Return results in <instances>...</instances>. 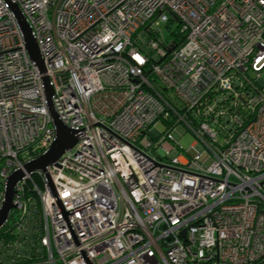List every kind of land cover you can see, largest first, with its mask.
I'll return each instance as SVG.
<instances>
[{
  "label": "built area",
  "instance_id": "1",
  "mask_svg": "<svg viewBox=\"0 0 264 264\" xmlns=\"http://www.w3.org/2000/svg\"><path fill=\"white\" fill-rule=\"evenodd\" d=\"M10 1L44 70L0 0V210L24 172L0 264H264V0ZM44 77L78 141L26 172L55 139Z\"/></svg>",
  "mask_w": 264,
  "mask_h": 264
},
{
  "label": "water",
  "instance_id": "2",
  "mask_svg": "<svg viewBox=\"0 0 264 264\" xmlns=\"http://www.w3.org/2000/svg\"><path fill=\"white\" fill-rule=\"evenodd\" d=\"M9 3L10 8L12 9L21 32L24 37L25 47L28 52L30 58L36 62L39 69L41 71L44 70L43 61L41 55L38 50V46L34 37L31 34V29L26 22L24 16L22 15L18 6L12 3L10 0H6ZM44 84H45V94L48 101V109L50 115L53 119V125L55 127V139L49 149L37 156L36 158L28 161L24 164V169L26 172H32L35 170H41L45 172L46 167L50 164H53L58 160V158L65 152V150L72 148L78 141V134L75 129H72L59 119L53 104L51 102V95H52V87L48 82V78L44 77ZM24 176V172L22 170H17L9 175L7 179V185L5 190V196L2 204V208L0 210V226L5 222L7 219L9 211L15 206L13 203V196L15 194V186ZM48 185L51 189H53L52 184L47 177Z\"/></svg>",
  "mask_w": 264,
  "mask_h": 264
},
{
  "label": "trees",
  "instance_id": "3",
  "mask_svg": "<svg viewBox=\"0 0 264 264\" xmlns=\"http://www.w3.org/2000/svg\"><path fill=\"white\" fill-rule=\"evenodd\" d=\"M170 31V30H168ZM224 133V131L222 132ZM221 133V134H222ZM32 210L34 211L35 214V218L36 220L34 221V225L35 227L38 226V224H40V214H39V210H38V206L37 203L33 204ZM30 238L33 239V241L36 242V238H37V232H34L33 235H31L29 238H20L19 234L18 236L15 235V237L13 236L12 239H18V243L17 246L15 247V253H18V257H16L17 262H23L24 260L29 261V260H38L39 254L37 251H35L34 248H32L31 244L32 242L30 241ZM37 246V243H36ZM36 254H38V257H36ZM25 255V256H24ZM5 257V256H4ZM11 257H5V260H10Z\"/></svg>",
  "mask_w": 264,
  "mask_h": 264
},
{
  "label": "rangeland",
  "instance_id": "4",
  "mask_svg": "<svg viewBox=\"0 0 264 264\" xmlns=\"http://www.w3.org/2000/svg\"><path fill=\"white\" fill-rule=\"evenodd\" d=\"M175 26H176V23L173 24V28L175 29ZM169 33L170 31L168 30H165V35L166 37H169ZM157 129L160 131L163 130V126L158 124L157 125ZM171 135L173 136V140L179 145L181 146L182 148L186 149L187 147H189L193 141H194V138L193 136L190 134V132L186 131L184 129L183 126H180L178 125L177 127H175L171 132ZM163 146L166 148V149H169L170 146H171V143H169V141H165L163 143ZM195 149L192 148L190 149V152L193 154L195 151ZM201 161H208L210 160V155L208 154L207 151H204L201 153Z\"/></svg>",
  "mask_w": 264,
  "mask_h": 264
}]
</instances>
